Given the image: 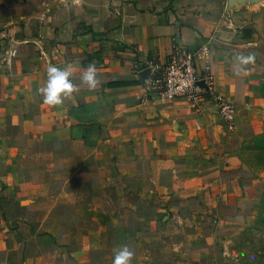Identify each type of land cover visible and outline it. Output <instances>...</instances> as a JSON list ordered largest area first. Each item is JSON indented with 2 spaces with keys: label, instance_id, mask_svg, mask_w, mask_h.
<instances>
[{
  "label": "crops",
  "instance_id": "crops-1",
  "mask_svg": "<svg viewBox=\"0 0 264 264\" xmlns=\"http://www.w3.org/2000/svg\"><path fill=\"white\" fill-rule=\"evenodd\" d=\"M12 21L0 15V264H70L50 201L83 191L68 182L95 177L88 166L102 155L149 163L186 192L196 180L227 185L222 142L264 112V0H56ZM180 46L209 68L213 90L235 107L232 124L208 95L200 105L147 97L149 63ZM238 53L255 57L246 74H235ZM90 64L94 90L80 80ZM50 65L67 67L77 86L55 107L38 93Z\"/></svg>",
  "mask_w": 264,
  "mask_h": 264
},
{
  "label": "rangeland",
  "instance_id": "rangeland-1",
  "mask_svg": "<svg viewBox=\"0 0 264 264\" xmlns=\"http://www.w3.org/2000/svg\"><path fill=\"white\" fill-rule=\"evenodd\" d=\"M55 3L0 0V15L8 27L15 17L50 12ZM257 113L233 125L222 142L220 166L230 167L224 187L201 188L196 180L186 192L146 162L102 155L90 163L95 177L68 182L83 191L50 201L63 216L54 230L64 236L59 244L69 263L113 264L115 253L128 246L132 264H264V112Z\"/></svg>",
  "mask_w": 264,
  "mask_h": 264
},
{
  "label": "built area",
  "instance_id": "built-area-1",
  "mask_svg": "<svg viewBox=\"0 0 264 264\" xmlns=\"http://www.w3.org/2000/svg\"><path fill=\"white\" fill-rule=\"evenodd\" d=\"M197 56L196 51L180 46L165 62L151 61L144 79L147 97L151 100H186L192 105H200L208 95L219 105L222 117L233 122L235 107L213 90L210 70L199 71Z\"/></svg>",
  "mask_w": 264,
  "mask_h": 264
},
{
  "label": "clouds",
  "instance_id": "clouds-1",
  "mask_svg": "<svg viewBox=\"0 0 264 264\" xmlns=\"http://www.w3.org/2000/svg\"><path fill=\"white\" fill-rule=\"evenodd\" d=\"M255 57L238 53L235 56V74H246L247 65L253 63ZM81 83L94 90L100 83L98 71L94 64H90L80 77ZM77 91V86L72 82V72L67 67L50 65L47 68V79L44 86L38 89L42 102L49 106H60L64 100ZM134 253L128 246H122L114 256L113 264H132Z\"/></svg>",
  "mask_w": 264,
  "mask_h": 264
}]
</instances>
